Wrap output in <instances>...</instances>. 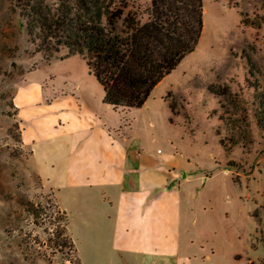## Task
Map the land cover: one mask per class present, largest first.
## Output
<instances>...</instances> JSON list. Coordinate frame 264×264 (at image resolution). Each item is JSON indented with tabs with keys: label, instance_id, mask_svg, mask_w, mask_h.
I'll list each match as a JSON object with an SVG mask.
<instances>
[{
	"label": "rangeland",
	"instance_id": "obj_1",
	"mask_svg": "<svg viewBox=\"0 0 264 264\" xmlns=\"http://www.w3.org/2000/svg\"><path fill=\"white\" fill-rule=\"evenodd\" d=\"M14 2L0 0V264H109V242L102 238L96 250L65 195L55 198L31 170L37 161L28 164L32 150L21 139L36 140L41 152L49 139L70 137L53 130L61 122L91 143L105 136L97 117L130 123L127 136L162 156L175 154L187 174L181 182L188 200L181 209L176 199L162 206L148 252L175 264H264V130L256 117L264 98V0H203L196 48L143 106L125 110L102 102L103 89L81 56L65 47L50 58L37 51ZM26 200L41 208L37 221ZM57 209L66 213L76 253L50 240Z\"/></svg>",
	"mask_w": 264,
	"mask_h": 264
},
{
	"label": "trees",
	"instance_id": "obj_2",
	"mask_svg": "<svg viewBox=\"0 0 264 264\" xmlns=\"http://www.w3.org/2000/svg\"><path fill=\"white\" fill-rule=\"evenodd\" d=\"M13 8L37 51L50 58L65 47L67 55L81 56L103 89L102 101L113 107L143 106L152 89L196 48L203 28V0H150L144 9L128 0H15ZM261 99L256 117L264 130ZM169 107L175 114L171 102ZM22 204L37 221L38 204ZM56 213L58 230L50 240L60 251L67 246L76 253L66 213Z\"/></svg>",
	"mask_w": 264,
	"mask_h": 264
},
{
	"label": "crops",
	"instance_id": "obj_3",
	"mask_svg": "<svg viewBox=\"0 0 264 264\" xmlns=\"http://www.w3.org/2000/svg\"><path fill=\"white\" fill-rule=\"evenodd\" d=\"M107 105L117 110L136 108ZM96 124L105 136L91 143L81 140V134L70 131L66 123L53 124V130L71 135L64 141L49 139L41 152L36 140L26 143L21 133L22 146L32 150L28 164L37 161L38 169L31 170L55 198L65 195L75 217L86 226L85 234L96 242V250L102 251L106 238L109 264H175L172 257L148 252L144 246L151 236L157 237L162 206L176 199L181 209L182 201L188 200L177 157L150 151L139 139L127 136L130 123L113 125L97 117Z\"/></svg>",
	"mask_w": 264,
	"mask_h": 264
},
{
	"label": "water",
	"instance_id": "obj_4",
	"mask_svg": "<svg viewBox=\"0 0 264 264\" xmlns=\"http://www.w3.org/2000/svg\"><path fill=\"white\" fill-rule=\"evenodd\" d=\"M181 177H185V173L184 172H182Z\"/></svg>",
	"mask_w": 264,
	"mask_h": 264
}]
</instances>
